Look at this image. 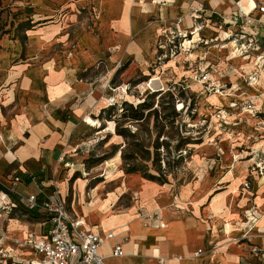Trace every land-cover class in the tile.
<instances>
[{
    "label": "crops",
    "instance_id": "crops-1",
    "mask_svg": "<svg viewBox=\"0 0 264 264\" xmlns=\"http://www.w3.org/2000/svg\"><path fill=\"white\" fill-rule=\"evenodd\" d=\"M261 5L264 0H0V183L11 193L4 197L0 189V205L4 201L23 204L30 194L37 195L41 204L57 190L68 213L81 217L86 227L102 237L109 231L127 235L122 257L112 256V240L102 241L99 252L106 264H159L160 258L162 264H264V197L259 196L260 207L255 197L256 211L249 214L248 223L254 222V227L247 230V222L235 226L234 214L229 235L224 231L226 217L213 211L216 196L205 204L207 198L193 184L175 193L173 203H184L186 210L181 205L172 207L168 184L139 185L137 180L133 184L138 185V203L116 210L123 188L103 189L112 181H106L105 174L98 175L99 181L88 192L87 183L80 185L83 194L72 189L74 180L71 190L67 182L71 179L63 181L72 165L73 172L80 171L90 140L101 132L88 127L89 113L104 110L99 105L104 86L90 77L96 63L105 65L104 77L117 71L118 61L124 64L122 71H149L158 36L176 27L187 30L198 22L204 26L202 36L226 25L246 40L256 34L261 42L258 51H236L227 59L223 44L206 48L195 41L193 52L204 54L200 59L212 60L219 71H264L256 59L264 54ZM250 119L247 124L258 122ZM239 165L233 167L236 175L242 173ZM260 182L264 183V175ZM86 194L88 201L81 203ZM22 204L24 211L18 209L3 220L0 240L8 256L0 259L1 264L38 261V255L22 242L27 231L39 234L51 226L42 211ZM157 210L164 227L144 219ZM198 249L202 253L195 255Z\"/></svg>",
    "mask_w": 264,
    "mask_h": 264
},
{
    "label": "rangeland",
    "instance_id": "rangeland-1",
    "mask_svg": "<svg viewBox=\"0 0 264 264\" xmlns=\"http://www.w3.org/2000/svg\"><path fill=\"white\" fill-rule=\"evenodd\" d=\"M90 12L89 7V22L93 19ZM188 28L176 27L158 36L153 44L156 58L149 71H122L124 64L118 61L117 71L104 77L105 65L95 64L90 77L98 86H104L99 95V105L104 110L97 108L93 114L89 113L88 127L101 132L90 140V151L80 164V171L73 172L72 165L63 181L71 179L67 181L70 190L74 186L73 190H81L83 194L84 186L80 185L87 183L88 192V188L99 181L98 175L105 174L106 181H112L104 184L103 189L123 188L116 210L138 203V185L133 184L136 180L139 185L168 184L173 191L172 207L181 205L186 210L184 203H173L175 193L183 185L193 184L196 192H202L207 198L205 204L216 196L212 208L218 216L226 217L225 233H231L234 214L235 226L247 222L246 229L251 230L254 222L248 223V218L256 211L255 197H264V183L260 182L264 175V123L261 122L264 120V71L210 69L211 77L220 73L225 77L220 81L223 89L215 93L208 83H199L196 77L200 71H194V65L204 54L197 56L193 52L195 41L200 38L198 46L206 48L223 44L221 51H225L223 56L229 59L237 55L235 44L238 46L245 40L226 25L218 27L213 34L205 32V36L201 35L204 26L198 22ZM195 29L199 33L197 38H194ZM175 46L177 52L174 53ZM246 49L250 50L247 46ZM169 60L168 66L163 65ZM208 62L213 63L212 60ZM154 66L161 67L155 71L157 67ZM228 81L238 89L234 87L236 90L228 91ZM243 84L245 87L240 89ZM247 101L253 105L252 113L244 110ZM250 117L258 122L247 124ZM238 163L242 170L237 174L240 180L233 170ZM73 180L75 184L71 186ZM86 197L81 198V203L88 201V194ZM261 197L258 198L259 207ZM170 211L173 212L171 208ZM138 212L140 214L141 210ZM262 216L264 218V213ZM218 220L223 221L220 217ZM218 220L216 218L215 223Z\"/></svg>",
    "mask_w": 264,
    "mask_h": 264
},
{
    "label": "built area",
    "instance_id": "built-area-1",
    "mask_svg": "<svg viewBox=\"0 0 264 264\" xmlns=\"http://www.w3.org/2000/svg\"><path fill=\"white\" fill-rule=\"evenodd\" d=\"M259 11L264 18V5L259 7ZM178 35L183 37L187 36L185 33H181V35L178 33ZM241 38L245 41L238 46L236 45L237 52L241 54L248 52L246 46L250 51H258L260 49L256 40L253 38L246 40L245 35H241ZM199 40L201 39L199 38L198 41ZM204 43L206 42L204 41ZM159 47L163 48L162 45H159ZM176 49L175 46L174 53L177 52ZM172 54H170V56ZM256 59L260 65L264 66V54H258ZM212 65L214 64L208 62V58L204 57L194 65L196 68L194 71H200L196 74L199 83H208L215 93H220V90L224 87L223 83L220 82L223 75L220 73L215 74V77H211L208 72L210 69L212 71H219L216 69L215 65ZM229 90L235 89L232 86H229L228 91ZM252 109V103L247 101L244 105V110L248 113H252ZM14 180H18V177H15ZM3 196L7 197V194L4 192ZM22 202L27 206H32L42 211L48 217V222L51 224L46 233L43 234H36L31 230L26 232V236L22 243L29 246L39 257L38 261H33L32 264H106L105 257L99 252L100 245L104 239H110L113 241L112 256L122 257L124 255L122 244L127 237L125 233L109 231L104 237H102L99 233L86 227L85 222L81 217H78L77 215L72 216L68 213L65 200L57 190L52 198H46L41 204L38 203L37 195L34 194L24 197ZM13 206L14 204L11 201H4V203L0 205V230L3 227V220H9L8 213ZM144 219L156 221L158 226L164 227L159 210L151 216H145ZM1 243L0 240V259H4L8 256V250H4ZM201 253L202 251L198 249L195 252V255H200ZM163 262L164 259L160 258L159 264H162Z\"/></svg>",
    "mask_w": 264,
    "mask_h": 264
},
{
    "label": "trees",
    "instance_id": "trees-1",
    "mask_svg": "<svg viewBox=\"0 0 264 264\" xmlns=\"http://www.w3.org/2000/svg\"><path fill=\"white\" fill-rule=\"evenodd\" d=\"M250 37L251 38H253L254 40H256V43H257V45L259 46V48L261 47V42L259 41V38L256 36V34H251L250 35ZM0 189L3 191V192H5L7 195H9V194H11L10 193V191H8V189L4 186V185H2L1 183H0ZM38 198V197H37ZM13 204H14V206L12 207V209H11V211L8 213V216L9 217H12L16 212H17V210L18 209H21V204H19V203H15V202H12ZM23 205V204H22ZM27 207H32V206H27ZM32 208H34V207H32ZM34 209H37V208H34ZM22 211H24L25 209L24 208H22L21 209ZM47 219V221L46 222H48V217H46ZM46 222H44V223H46ZM48 230V229H47ZM46 230V231H47ZM46 231L45 232H43V233H46ZM42 233V234H43Z\"/></svg>",
    "mask_w": 264,
    "mask_h": 264
},
{
    "label": "bare ground",
    "instance_id": "bare-ground-1",
    "mask_svg": "<svg viewBox=\"0 0 264 264\" xmlns=\"http://www.w3.org/2000/svg\"><path fill=\"white\" fill-rule=\"evenodd\" d=\"M194 33V38H197V36L199 35V33H198V29H195V31L193 32ZM234 42V41H233ZM235 43V42H234ZM235 46H236V44H235ZM71 168H72V166H71Z\"/></svg>",
    "mask_w": 264,
    "mask_h": 264
}]
</instances>
